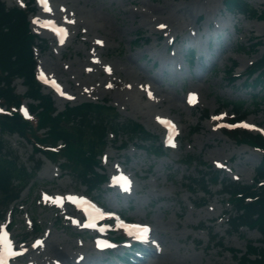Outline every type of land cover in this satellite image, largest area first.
<instances>
[{
  "label": "rangeland",
  "instance_id": "obj_1",
  "mask_svg": "<svg viewBox=\"0 0 264 264\" xmlns=\"http://www.w3.org/2000/svg\"><path fill=\"white\" fill-rule=\"evenodd\" d=\"M4 1L8 7L28 2ZM251 3L264 10V0H251ZM29 4L36 8L32 17H57L59 20L56 21L69 30L66 44L60 46L48 31H42L32 21L33 29L48 44L46 51L37 48V70L44 69L62 80L72 96L69 99L53 93L57 111H63L67 104L107 99L116 107L120 123L127 119L142 123L158 144L163 143L167 148V156L157 158L136 141L129 142L123 149L122 144L128 141L126 134L111 135L103 156V167L111 177L114 176L113 168L118 169L116 174L125 169L132 177L133 187L123 195L112 187L110 180L90 193L78 176L62 171L58 163L44 155L34 154L32 145L20 135L6 137L10 151L29 169L39 165V170L15 209L0 218V227L14 221L12 231L20 248L25 250L33 246L37 237L45 238L47 243L46 233L51 231L61 245L75 244L78 247L75 252L87 251L85 246H93L92 232L85 233L66 220L62 212L45 206L41 192L88 193L108 208L122 211L131 220L150 223L154 228L151 241L156 246L148 248L162 249L161 264H239L233 254L218 245L212 246L208 231L199 226L213 227L226 246L242 250L246 249L249 240L259 241L261 233L248 228L229 233V225L223 216L233 209L220 194V186L208 187L209 193L193 194L187 189L185 178L218 169L216 162L222 161L224 167L221 169L226 177L244 183L254 180L262 152L229 139L221 130L220 120L232 111L231 106L222 108L224 101L242 100L251 112L247 121L254 119L256 124H264V105L259 106L252 95H263L264 87L246 89L242 79L231 83L224 75L233 60L237 61V71L241 72L263 54L264 44L258 47V52L253 48L249 51V45L257 41L254 37L264 39V19L231 14L223 0H50V13L42 12L36 4ZM165 5L170 6L171 19L179 20L182 26L176 28L170 23L174 33L168 30L161 36L163 30L157 28L161 18L152 19L151 8L165 10ZM185 5L192 8V12L179 10ZM208 8L212 9L210 15ZM198 15L201 16L196 22ZM207 21L220 26L219 29L212 28L211 36L220 35L214 48L219 46L221 49L215 50L208 45ZM225 26L229 27L227 32L223 30ZM175 32L178 37L170 46ZM201 41L205 43L199 45ZM242 45L243 49H240ZM187 46L197 49L198 58L192 66L187 57L182 58L188 52ZM201 55L203 58L199 59ZM14 85L19 93L27 91L20 79L15 80ZM42 90L45 94L52 92L49 87ZM190 91L200 95L195 107L187 105ZM24 102L30 105L33 101L28 98ZM205 109L212 117L203 120ZM167 117L178 121L179 133L173 146L164 144L165 130L160 128L162 119ZM188 154L201 159L203 164L192 163L190 167L182 164ZM37 226L43 232L37 234ZM157 238L161 239V244ZM122 246L117 245L112 253L94 251L92 247L87 264L89 260L99 264L117 262L118 255L124 252ZM146 257L157 261L155 257ZM36 258L28 253L21 261L50 263ZM54 258L63 259L60 256ZM133 259L139 257L135 255Z\"/></svg>",
  "mask_w": 264,
  "mask_h": 264
},
{
  "label": "trees",
  "instance_id": "obj_2",
  "mask_svg": "<svg viewBox=\"0 0 264 264\" xmlns=\"http://www.w3.org/2000/svg\"><path fill=\"white\" fill-rule=\"evenodd\" d=\"M231 5L239 7L241 11L251 10V6L244 0H231ZM264 17V13H263ZM36 35L31 31L28 19V11L18 7L9 8L0 0V99L8 104L18 103L20 97L13 88V81L21 77L27 86V95L37 101L33 105L37 117L34 120H25L18 111L12 115L0 114V201H12L19 197L20 191L36 175L37 169L32 170L20 162L7 146L5 135L19 133L29 141L40 142L42 145L57 146L62 140L64 146L57 152L43 149L35 143L34 152H43L52 160L65 158L64 166H69L78 173V177L90 190L97 189L106 179V175L100 173L98 155L107 144V135L111 129L115 134L120 132L128 135L132 140L150 142L149 145L158 149L154 137L140 123L127 120L120 123L118 112L105 103L85 102L79 105H67L65 110L56 113L54 101L51 95H45L35 75L36 60L34 58L33 45ZM262 43L258 41L253 46ZM46 47L45 44H43ZM236 64V62H235ZM264 55L252 68L248 69L249 76L262 69ZM264 78L262 70L255 78L261 82ZM254 79V77H253ZM264 102V99L261 100ZM228 104V103H227ZM242 114L243 103L235 105ZM45 129L44 135L38 133ZM241 140L262 147L264 149V137L260 134L253 135L249 132L240 134ZM236 137H238L236 135ZM149 150L148 147H146ZM189 156L188 162H191ZM219 173L213 180L217 181ZM258 178H264V159L258 168ZM206 183L204 188L206 189ZM224 191L230 194L231 202L236 207L237 215L231 217V225L238 231L242 226L257 228L263 235L264 242V184L260 186L248 185L232 180L222 183ZM251 199V200H248ZM218 245H225L219 239ZM236 254V249L231 247ZM257 255L254 259L251 255ZM244 264H264V248L254 242H249L247 252L241 255Z\"/></svg>",
  "mask_w": 264,
  "mask_h": 264
},
{
  "label": "bare ground",
  "instance_id": "obj_3",
  "mask_svg": "<svg viewBox=\"0 0 264 264\" xmlns=\"http://www.w3.org/2000/svg\"><path fill=\"white\" fill-rule=\"evenodd\" d=\"M203 1L212 2L215 0H203ZM179 10H183L184 12H186V11L192 12V8H190L188 5H186L184 7H180ZM193 11H194V9H193ZM208 11H209V14L212 13L211 8H208ZM151 12H152V19L163 18L165 20H169V21L171 20L170 6H167L165 10L152 7ZM161 23L162 22H159V24H161ZM173 23L176 26V28H180L182 26V24L179 20H174ZM167 28H168V25H165L164 29H167ZM55 67H57V66H55ZM61 69H62L61 71L64 72L65 69H63V68H61ZM201 79H203V77ZM178 108H180V107H178ZM48 237H49V239H48ZM47 239H48V241L45 244L46 247H45L44 251H39V252L34 253V255L36 257H43L45 259H51L54 256H61V257L67 258V260H69V261L71 259H73V260H76L77 262L83 263V262H87L88 253H92L90 245L84 247L87 251L75 252L76 249L78 248L75 244H71V245L66 244L68 246H63L56 241L55 236H52V233L47 236ZM31 251H33V250H31ZM163 254L164 253L162 250H156L155 253L153 254V257L157 258V261L154 262L152 260H145L144 264H161L162 261L160 258H162L161 256ZM89 264H99V262L96 261L95 263H93L92 260H89Z\"/></svg>",
  "mask_w": 264,
  "mask_h": 264
},
{
  "label": "snow or ice",
  "instance_id": "obj_4",
  "mask_svg": "<svg viewBox=\"0 0 264 264\" xmlns=\"http://www.w3.org/2000/svg\"><path fill=\"white\" fill-rule=\"evenodd\" d=\"M43 2L46 3V0H43ZM160 27H164V25H160ZM192 101L194 102V97L192 98ZM214 119H218L217 117H214ZM244 127H254L252 125H243ZM145 231H147V229H145Z\"/></svg>",
  "mask_w": 264,
  "mask_h": 264
}]
</instances>
